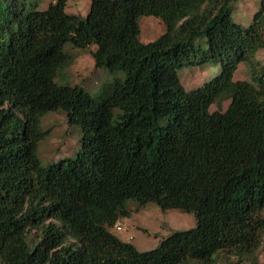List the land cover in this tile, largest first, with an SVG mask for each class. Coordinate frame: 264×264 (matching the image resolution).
<instances>
[{"label": "trees", "instance_id": "16d2710c", "mask_svg": "<svg viewBox=\"0 0 264 264\" xmlns=\"http://www.w3.org/2000/svg\"><path fill=\"white\" fill-rule=\"evenodd\" d=\"M68 1L0 0V264L251 260L264 241V0L248 25L241 0H91L86 17ZM143 17L165 27L149 43ZM90 47L106 74L94 93L58 79L70 50ZM210 64L219 74L186 90L180 70ZM240 64L250 80L235 79ZM56 114L78 146L43 158ZM154 205L195 227L146 252L111 232Z\"/></svg>", "mask_w": 264, "mask_h": 264}, {"label": "rangeland", "instance_id": "374dc122", "mask_svg": "<svg viewBox=\"0 0 264 264\" xmlns=\"http://www.w3.org/2000/svg\"><path fill=\"white\" fill-rule=\"evenodd\" d=\"M54 0H42V9L53 3ZM260 0H241L235 12L237 21L248 25L252 15L259 7ZM91 0H69L66 11L80 17H86L89 13ZM142 29V41L149 43L158 38L165 30L163 24L155 17H143L140 19ZM95 47L85 50H70L73 55L72 65L59 76L60 82L79 85L85 89L96 92L106 80L103 70L95 67L92 53ZM255 61L264 66V50L259 52ZM220 72L219 64H210L204 69L196 67H184L179 74L186 90H192L201 86L204 82L213 79ZM235 79L250 80V71L245 64H240ZM229 101L215 104L211 111H225ZM51 132L41 144L40 154L43 158H59L75 153L78 146V132L70 128L64 114L47 116L42 121V129ZM80 130L79 127H76ZM81 133H79L80 135ZM80 137V136H79ZM47 161H43L47 165ZM196 220L191 214L178 210L162 212L157 206H149L139 212H133L130 218L121 219L118 222L121 231L112 228L111 232L122 241L134 244L139 251L146 252L154 249L160 240L168 237L176 231H185L195 227ZM214 264H264V241L251 260L239 259L229 253L220 254Z\"/></svg>", "mask_w": 264, "mask_h": 264}, {"label": "built area", "instance_id": "2783aa9c", "mask_svg": "<svg viewBox=\"0 0 264 264\" xmlns=\"http://www.w3.org/2000/svg\"><path fill=\"white\" fill-rule=\"evenodd\" d=\"M117 229H118L119 231H121V228H120V226H117Z\"/></svg>", "mask_w": 264, "mask_h": 264}, {"label": "clouds", "instance_id": "9594fccd", "mask_svg": "<svg viewBox=\"0 0 264 264\" xmlns=\"http://www.w3.org/2000/svg\"><path fill=\"white\" fill-rule=\"evenodd\" d=\"M118 226V223L114 226V228H116ZM118 237V236H117Z\"/></svg>", "mask_w": 264, "mask_h": 264}]
</instances>
